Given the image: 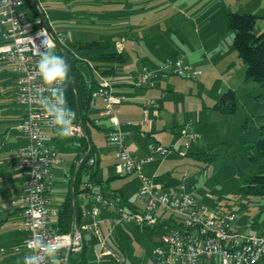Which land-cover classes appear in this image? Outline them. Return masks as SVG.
<instances>
[{
  "label": "rangeland",
  "instance_id": "obj_1",
  "mask_svg": "<svg viewBox=\"0 0 264 264\" xmlns=\"http://www.w3.org/2000/svg\"><path fill=\"white\" fill-rule=\"evenodd\" d=\"M37 4L51 27L64 34L65 47L79 57L96 53L95 49L78 48L79 41L108 40L115 49L117 40H125V47L121 50L125 61L117 65L112 77L119 83L114 89L117 91L122 87L121 81L125 80L132 83L126 86L147 94L144 97L133 95L127 108L121 109L119 118L137 120L142 98H154L162 108L160 116L150 122V134L146 133L147 126L122 133L129 149L136 154L148 152L151 156V161L141 172L168 190L183 183L198 202L221 214L233 213L235 218L230 227L234 231L264 232V195L243 190L246 176L264 169V161L258 166L253 165L243 151L244 141L252 143L257 140L259 127L264 125V88L251 80L243 82L244 65L232 45L234 32L225 24V13L230 7L231 11L259 16L254 33L264 31V0H37ZM27 12L28 19H32L33 9L27 7ZM196 27L199 31L195 30ZM3 43L0 31V45ZM202 45L208 49L206 53L213 61L206 72L202 65L195 64L200 70L196 78L168 75L162 79L153 76L154 88L139 86L144 65L149 70H157L167 58L196 63L203 57ZM18 76L19 72L11 61L0 59V264H24L23 220L18 215L20 201L17 199L22 188L16 178L18 172H23L18 168L16 149L19 142L16 125L22 113ZM226 78L231 80L225 82ZM229 88L236 90L237 111L235 115H222L211 106ZM91 102L89 116L96 125L88 132L98 159L96 179L102 182L92 184L91 189L94 193L103 191L106 201L111 200L122 211L129 212L137 206L135 193L140 180L135 174H116L109 118L100 114L96 98ZM183 129L198 137L189 140ZM130 132L132 137L127 139ZM185 142H188L187 147ZM69 143L61 141L57 145L59 149L67 147L57 152L60 165L71 159ZM149 143L176 146L168 153L160 154L148 149ZM209 148L215 158L208 163L187 154ZM54 166H51V194L63 198L67 193L63 175L61 177L63 171L55 170ZM110 193H115V197ZM75 197L86 209L87 196L79 192ZM104 206H107L106 210ZM104 206L97 217L98 234L91 230L83 233L87 264H154L152 242L160 235L161 229H145L138 223L124 222L117 209ZM57 207L54 206L53 210ZM169 216L181 217L170 212L162 215L163 218ZM101 239L106 242L110 253L98 261L97 254L102 251ZM81 259V251H74L69 264H83ZM257 264H264V261Z\"/></svg>",
  "mask_w": 264,
  "mask_h": 264
},
{
  "label": "built area",
  "instance_id": "obj_2",
  "mask_svg": "<svg viewBox=\"0 0 264 264\" xmlns=\"http://www.w3.org/2000/svg\"><path fill=\"white\" fill-rule=\"evenodd\" d=\"M39 16L28 19L24 0H0V31L4 41L0 45V58H6L14 64L19 72V103L23 107V117L17 128L23 139L19 147L18 167L24 172V194L20 201L19 211L22 216V227L26 233L24 238V258L36 254V250L28 246L27 241L40 236L45 242L52 240L59 243L58 259L62 264H69L70 253L80 251L83 247V232L91 230L98 234L97 217L102 207L108 205L117 209L122 220L127 223H138L144 227L161 229L152 248L154 264H198L204 260L210 264H257L264 261V232L241 233L231 229L234 220L233 213L221 214L198 202L183 183H178L168 190L162 184L141 174L145 160L131 153L123 140L122 124L115 114V108L124 100L123 95L113 92L111 82L101 79L93 89L92 98H100L104 104L103 114L108 116L111 128L110 137L115 147V171L118 175H140V186L136 193L137 206L124 212L111 200L106 201L100 193L90 192V207L80 211V217L89 222H73L69 232H58L56 226L57 211L47 208L48 191L51 187V166L56 162V146L47 140L45 129L56 130L50 119L39 104L41 96L48 97L50 92L38 75L37 64L41 54L48 50L44 41L47 39L55 46L51 51L59 56L64 50L65 36L45 23L42 10L37 0H32ZM55 51V52H54ZM63 57V56H62ZM161 74L163 77L177 75L196 78L200 70L194 69L182 58H167L162 61L157 70L143 67L138 84L154 86L151 78ZM67 82V81H66ZM66 82L60 85L64 89ZM68 107V106H67ZM158 104L152 99L147 100L144 112ZM141 123V121H140ZM127 121L126 125H131ZM73 135L83 134V125L76 114L73 121ZM189 140L198 137L194 133H186ZM175 144L169 146L160 143H149L148 148L166 154L175 149ZM184 146H188L185 142ZM149 160V159H147ZM95 159L90 156L89 164ZM185 177V176H184ZM84 185H88L85 183ZM105 210L107 206L103 207ZM166 212L180 215V219L172 216L163 218ZM160 213V215H158ZM84 222V221H83ZM170 224L173 226L171 227ZM101 241V253L97 260L110 251L104 240ZM41 255V264H50L48 258Z\"/></svg>",
  "mask_w": 264,
  "mask_h": 264
},
{
  "label": "trees",
  "instance_id": "obj_3",
  "mask_svg": "<svg viewBox=\"0 0 264 264\" xmlns=\"http://www.w3.org/2000/svg\"><path fill=\"white\" fill-rule=\"evenodd\" d=\"M25 9L30 7L33 9V17L39 15L38 10L32 0H24ZM42 16L48 25L47 16L42 11ZM259 16L248 12L227 11L225 14V24L228 30L234 32L232 45L236 51L237 57L244 65L243 82L249 80L254 81L259 87L264 88V31L254 33V26ZM264 17V15H262ZM51 26V25H50ZM80 49H95L96 53L79 57L77 53L63 47L67 55V63L69 65V78L65 86V96L67 106L73 110L81 119L84 130L87 136L84 137L83 152L84 158L81 161L73 184L74 193L93 192L91 185L94 183L101 184L102 182L96 179L98 170V159L94 155L95 146L90 140L89 126L93 123L89 116L93 89L98 85L101 79H108L111 82V77L115 73V66L125 61V56L121 51L113 49L108 40H90L79 41L77 43ZM62 55L61 52H59ZM63 56V55H62ZM184 60V59H183ZM238 105V96L236 90L229 88L223 92L220 97L212 104L211 109L222 115H235ZM243 151L248 160L253 165H260V161H264V125L259 127V138L252 143L244 141ZM194 157H199L205 160L206 163L211 162L215 158V153L210 151V148L204 151L187 153ZM90 156H93L95 162L88 163ZM96 165V168H95ZM123 176V175H121ZM87 183L88 185H82ZM82 185V187H80ZM243 190L254 195H264V169H258L257 172L246 176ZM102 194L103 191L98 192ZM110 195L115 197V193ZM90 200V199H89ZM91 203V200H90ZM128 205V204H127ZM76 219L80 215L77 202H75ZM73 204L71 191L61 201L56 216V226L58 232H69L73 223ZM172 227L173 225L170 224ZM151 229L150 227H144ZM157 228V227H153ZM155 242L153 243L154 246ZM83 264H87L85 260L86 245L83 243L81 249Z\"/></svg>",
  "mask_w": 264,
  "mask_h": 264
},
{
  "label": "crops",
  "instance_id": "obj_4",
  "mask_svg": "<svg viewBox=\"0 0 264 264\" xmlns=\"http://www.w3.org/2000/svg\"><path fill=\"white\" fill-rule=\"evenodd\" d=\"M228 11L229 10H231L230 9V7H229V9H227ZM226 14V13H225ZM195 30H197V31H199V29L196 27L195 28ZM125 47V40L124 39H119V40H117L116 41V44H115V49L116 50H118V51H121L123 48ZM202 48H203V45H202ZM203 51H204V53H203V57H201V58H199V60L198 61H196V63H189L194 69H196L195 68V64H200V65H202V67H204V69H205V72L207 71V69H209L210 67V64H211V62H213V61H211V59L208 57V55H207V51H208V49H204L203 48ZM122 52V51H121ZM220 57L221 56H219L218 58L220 59ZM0 59H6V58H0ZM185 61V60H184ZM188 63V62H187ZM119 65V64H118ZM116 67H117V65L115 66V73H114V75L112 76V77H114L115 76V74H116ZM143 67H147L146 65H144ZM148 68V67H147ZM242 68V66H239V69H241ZM243 68H244V66H243ZM14 69H15V67H14ZM149 69V68H148ZM16 70V69H15ZM142 70H143V68H142ZM196 70H198V69H196ZM228 74V73H227ZM230 74V73H229ZM155 76H160L162 79H166V78H168V76L167 77H163L161 74H156V75H154V77ZM111 77V81H112V83H113V85H112V90H113V92L114 93H116V94H119V95H123L125 98H124V100L120 103V104H118L117 105V107L115 108V114H116V116L118 117V119L120 120V122L121 123H123L122 124V133L124 132V131H133L132 129L133 128H135V129H137V128H140V127H144V126H147V131H146V133L147 134H150V130L151 129H149V126H151L150 124V122L151 121H153V120H156L159 116H160V112H161V107H160V105H159V103L154 99V98H142V102L141 103H139V106L141 107L140 108V114L138 115V119L137 120H135V121H132V124L131 125H126V122L127 121H130V120H127V121H123V120H121L120 118H119V115H121L122 114V110L121 109H123V108H127L126 107V105H128L129 103H130V99L132 98V96L134 95V96H139V97H144V96H146V94L147 93H144V92H136V88H130L129 86H126L127 84H132V83H126V81L125 80H122L121 82L124 84L122 87H119V89H117V91H115V89H114V85L116 84V85H119V83H118V81H115V80H113V78ZM18 79V78H17ZM151 80H152V78H151ZM229 80H231L230 78H226L224 81L225 82H229ZM17 81V80H16ZM154 83V82H153ZM140 86V85H139ZM149 87H155V85L154 86H149ZM152 88V89H153ZM154 94H156L157 95V92H155L154 91ZM160 97H161V95H160ZM93 99V98H92ZM97 99V102H98V104L100 105V114H102V115H104L103 114V112H102V110H103V106H104V104H103V102H102V100L100 99V98H96ZM133 99V98H132ZM149 99H152L154 102H156L157 104H158V107H157V109L155 110V109H153L152 107H149L148 108V110H147V112L145 113L144 112V109H145V106H146V102H147V100H149ZM162 99V101H163V98H161ZM141 100V99H140ZM93 104V102H91V105ZM21 105V104H20ZM91 105H90V108H91ZM22 106V105H21ZM127 110V109H126ZM89 114V113H88ZM105 116V115H104ZM140 116V117H139ZM22 117H23V107H22V113H21V117H20V119H19V121H18V123H17V125H16V129H18L17 128V126H18V124L20 123V121H21V119H22ZM91 118V117H90ZM92 119V121H93V123L92 124H90V126H89V130H90V127L91 126H95L96 124H95V121L93 120V118H91ZM140 121H141V123H140ZM110 122V121H109ZM110 128H111V126H109L108 127V130H109V135H110ZM127 131V132H128ZM18 134H19V142H18V146H17V153H18V156H19V152H18V149H19V147L22 145V143H23V139H22V137H21V135H20V132H19V130H18ZM44 134H45V136H46V139L47 140H51V141H53L54 142V144H55V146H56V152H60L62 149H64V150H66L67 149V147L66 146H64L63 148H58L57 147V145L58 144H60V142L62 141V142H65V141H70V148H71V154H72V156H71V159H67V160H65L64 161V164H62V165H60V162H59V160L58 159H56V162L55 163H53V164H55V166H54V169L56 170L57 168L58 169H60V172L61 171H63L62 173H61V177H62V175H63V179H62V182L66 185V188H67V193H68V191H71V197H72V204H73V212H74V210H75V214H76V209H75V202H77V206H78V209H79V212L81 211V210H85V208H82L81 207V205H80V202L78 201V199L75 197L77 194H75L74 193V188H73V184H74V181H75V177H76V174H77V171H78V169H79V166H80V164H81V161H82V159L84 158V156H85V153L82 151L83 150V147H84V143H83V140H84V137H86L87 136V134H86V130H84V128H83V134L82 135H80V136H71V137H69V138H60L58 135H57V133H56V130H49V129H45L44 130ZM123 135V134H122ZM132 137V134H131V132H130V134H128V136H127V139H130ZM69 139V140H68ZM123 139H124V137H123ZM88 142H92V138H91V135H90V140H89V138H88ZM93 144V143H92ZM147 148H148V146H147ZM114 149H115V147H114ZM129 149V148H128ZM148 149H150V148H148ZM130 151H131V153L133 154V155H135L137 158H139V159H141V160H145L144 162H143V164H142V170L141 171H143V166L146 164V163H148V162H150L151 161V156H149V153L148 152H140L139 154H136V152L134 151V150H132V149H129ZM56 156H57V153H56ZM147 159H149V160H147ZM115 161H116V155H115ZM115 163V162H114ZM57 165H59V166H57ZM60 167V168H59ZM19 168V167H18ZM116 172V171H115ZM117 174V173H116ZM133 174H135V175H137L138 176V178H139V180H140V175L138 174V173H133ZM133 174H130V175H133ZM141 174H143L144 175V173H142L141 172ZM121 176V175H120ZM123 176H127V175H123ZM146 176V175H145ZM59 176H57V178H58ZM16 178H17V183H19V185L21 186V193H19L18 195H17V199H19L20 198V196L21 195H23L24 194V178H25V176H24V172H18L17 174H16ZM52 178H51V187H50V189H49V191H48V195H49V202H48V204H47V208L48 209H51V210H53V208H54V206H58L59 207V205H60V203H61V201L64 199V197L67 195V193H66V195L63 197V198H61L60 196H58V197H55V195H53L52 196V194H51V192H52ZM83 186H84V184H82ZM82 185L80 186V187H82ZM140 186V185H139ZM138 189H139V187H138ZM138 189H137V191H138ZM137 191H136V193H137ZM136 193H135V195H136ZM86 196H87V198H88V206L86 207V209H88L89 207H90V200H89V196L87 195V193H84ZM58 207H57V210H58ZM57 210H54V211H57ZM74 214V216H73V214H72V216H73V222H77V223H84V224H86V223H88L89 221L87 220V221H84L83 219H81V217H80V215L78 216V218L76 219V215ZM18 215L19 216H21V214H20V211L18 210ZM21 218H22V216H21ZM53 219L55 220L56 219V217L54 216L53 217ZM84 221V222H83ZM73 224V223H72ZM144 227V226H143ZM154 229V228H153ZM24 231V230H23ZM84 233V232H83ZM25 236H26V233H25V231H24V238H25ZM84 236V235H83ZM156 238L157 237H155L154 238V240H153V242H152V248H153V243L155 242V240H156ZM83 243L85 244V240H84V237H83ZM106 243V242H105ZM109 250V249H108ZM81 251V250H80ZM72 253V252H71ZM71 253H70V257H71ZM99 253H101V251L99 252ZM98 253V254H99ZM110 253V252H109ZM106 257V255H104L103 256V258H105ZM103 258H101L100 260H102ZM70 260V259H69ZM100 260H98V261H100ZM200 263H206V264H210L209 262H207V261H204V260H201V261H199L198 262V264H200Z\"/></svg>",
  "mask_w": 264,
  "mask_h": 264
},
{
  "label": "clouds",
  "instance_id": "obj_5",
  "mask_svg": "<svg viewBox=\"0 0 264 264\" xmlns=\"http://www.w3.org/2000/svg\"><path fill=\"white\" fill-rule=\"evenodd\" d=\"M71 34L69 33V37ZM45 47L48 49L41 54L37 64L38 75L45 85L48 86L50 96L39 98V104L50 119V123L56 126V133L60 138H69L73 135V121L76 113L67 107L64 89L60 87L69 78V65L65 58L54 54L51 49L55 46L45 39ZM29 247L36 250V254L26 256L24 264H41V255L48 258L50 264H62L58 259L60 245L49 240L45 242L40 236H35L27 241Z\"/></svg>",
  "mask_w": 264,
  "mask_h": 264
},
{
  "label": "water",
  "instance_id": "obj_6",
  "mask_svg": "<svg viewBox=\"0 0 264 264\" xmlns=\"http://www.w3.org/2000/svg\"><path fill=\"white\" fill-rule=\"evenodd\" d=\"M62 55H63V57L65 58V60H66V62H67V55H66V52L63 51V52H62ZM74 214H75V210H74V212H73V216H74Z\"/></svg>",
  "mask_w": 264,
  "mask_h": 264
}]
</instances>
